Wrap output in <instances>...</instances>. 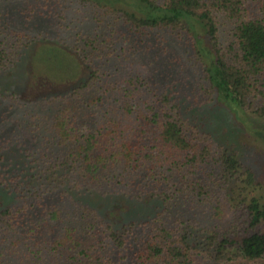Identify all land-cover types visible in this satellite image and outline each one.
Listing matches in <instances>:
<instances>
[{"label": "trees", "instance_id": "1", "mask_svg": "<svg viewBox=\"0 0 264 264\" xmlns=\"http://www.w3.org/2000/svg\"><path fill=\"white\" fill-rule=\"evenodd\" d=\"M27 1L32 14L44 13L38 10L44 2L53 9L64 4ZM81 2H92L102 16L111 15L143 36L153 30L189 33L205 66L211 100L264 119V0ZM1 35L0 74L12 70L23 49L40 36L15 28ZM52 41L33 53L34 69L58 81L87 74L67 90L31 101L0 88V185L13 195V202L0 208V264L262 263L264 201L259 198L245 197L249 217L234 230L202 228L173 215L183 192L202 190L199 178L186 171L185 180L178 181L176 170L188 166L196 175L200 164L217 156L230 183L241 167L237 155L198 119L186 116L167 89L144 106L140 93L147 89L139 74L128 84L110 82L109 71L87 51L99 49L97 34ZM112 42H104L103 53L96 55L114 54ZM17 116L31 129L33 145L16 139L23 125ZM151 132L155 138L146 143ZM15 142L24 152L16 163L6 152ZM253 176L248 171L249 179ZM86 192L156 198L161 204L150 219L119 222L86 202L81 197ZM14 254L23 256L20 263H12Z\"/></svg>", "mask_w": 264, "mask_h": 264}, {"label": "rangeland", "instance_id": "2", "mask_svg": "<svg viewBox=\"0 0 264 264\" xmlns=\"http://www.w3.org/2000/svg\"><path fill=\"white\" fill-rule=\"evenodd\" d=\"M61 1L64 4L58 2L57 9L52 8V3L45 5L44 2L41 9H38L44 13L37 11L32 14L27 0H0L3 23L0 37L2 30L11 28L40 35L38 42L23 49L22 58L12 70L0 74V88L16 91L22 99L29 101L69 89L87 74V70L77 82L53 80L32 67L33 53L48 40L69 41L82 33L97 34L100 39V43H97L99 49L89 47L87 51L103 70L109 71L110 82L128 84L131 75L139 74L140 81L147 89L140 93V101L145 102L144 106L150 101L157 102L161 91L167 89L171 92V97L183 104L186 116L198 119L201 127L211 133L217 143L228 147L239 158L241 167L230 183L225 180L220 160L215 162L217 156L216 159L211 158V162L200 164L196 175L190 173L188 166L176 170L175 178L178 181L185 180L182 173L186 171L190 177L199 178L202 190L200 194L197 191L183 192L173 207V215H180L187 222L202 228L223 231L243 227L249 217L245 197L249 199L255 196L264 201V119L249 111L231 109L216 99L211 100L209 83L204 77L205 66L196 53L194 39L189 33L178 35L153 30L143 36L129 30L126 24L115 20L111 15L102 16L101 9L92 2ZM49 6L53 12H50ZM46 37L50 39L46 40ZM110 40L113 41L111 46L115 47L114 54L109 58L97 56L96 53L103 51V43ZM122 45L125 46L120 48ZM17 117L22 121L23 116ZM20 123L23 125H20L16 139H21L26 146L30 141L34 144L36 139L31 129L26 122ZM153 135L151 132L146 137V143L155 138ZM11 147L12 150L6 152L12 161H23L24 152L20 150L23 146L15 142ZM215 150L216 146L212 151ZM250 170L254 175L252 179L248 177ZM81 197L99 208L103 215L119 222L150 219L161 204L156 198L135 199L116 194L99 196L97 193L86 192ZM11 202L13 195L0 185V208ZM22 258L23 256L14 254L12 263H20ZM235 264H264V261H238Z\"/></svg>", "mask_w": 264, "mask_h": 264}]
</instances>
